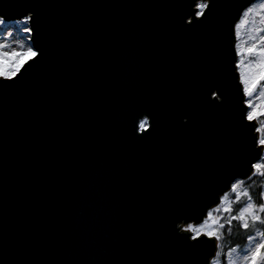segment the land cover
Masks as SVG:
<instances>
[{
    "label": "water",
    "instance_id": "1",
    "mask_svg": "<svg viewBox=\"0 0 264 264\" xmlns=\"http://www.w3.org/2000/svg\"><path fill=\"white\" fill-rule=\"evenodd\" d=\"M197 2L0 0L6 20L34 10L42 52L0 112V264H204L178 225L258 149L230 35L247 0L203 23Z\"/></svg>",
    "mask_w": 264,
    "mask_h": 264
},
{
    "label": "snow or ice",
    "instance_id": "2",
    "mask_svg": "<svg viewBox=\"0 0 264 264\" xmlns=\"http://www.w3.org/2000/svg\"><path fill=\"white\" fill-rule=\"evenodd\" d=\"M197 9L194 17L197 22L203 23L207 16L206 9L210 10V0H200L195 4ZM249 15L258 16L261 23H264V0H247L241 12L237 13L230 28V35L234 40L240 39V29L247 25ZM34 10L27 9L20 15L14 26H8L6 37L12 36L15 31L20 40H27V46L20 44V49L13 48L10 52L3 51L5 44L0 43V112L3 111L6 101L7 90L15 87L20 76L29 72L40 55L39 50L32 43L34 29ZM189 19L185 23L189 26L193 23V14L188 13ZM7 20L0 14V25H6ZM257 35L250 36L249 41L241 47L239 43H232L236 68L240 70V84L243 86V103L245 112L243 120L253 122L256 118L264 116V100L254 104L251 97L257 90V85L264 81V29L256 28ZM17 43H19L17 41ZM240 57H246L247 61L242 65ZM213 100H220L221 95L217 91L211 93ZM10 103V102H9ZM141 115L143 118H140ZM139 123L134 125L140 132H148L152 117L148 113H137ZM258 131V129H257ZM258 149L257 159L259 162H250L247 172L242 175L232 176L225 180L223 188L219 191L214 201L223 204L226 197L231 194L229 206L223 211L227 214L219 219L213 218L212 211L202 212L204 217L202 223L187 224L180 229L185 235L179 237L185 242V247L195 248L199 245H207L204 254V264H264V184L251 186L257 177H264V154L259 149H264V139L255 142ZM219 212L220 208L216 207ZM233 224L245 235L242 242L246 245L241 248L239 245L230 244L226 249L222 244V237L225 229L231 230ZM187 241L193 243L188 244Z\"/></svg>",
    "mask_w": 264,
    "mask_h": 264
},
{
    "label": "rangeland",
    "instance_id": "3",
    "mask_svg": "<svg viewBox=\"0 0 264 264\" xmlns=\"http://www.w3.org/2000/svg\"><path fill=\"white\" fill-rule=\"evenodd\" d=\"M15 24L16 21H7L6 25H0V43L6 45L3 51L10 52L13 48L19 50L21 43L25 44L26 46L28 44L27 40L21 41L19 35H17L15 31L12 32V36L6 37L5 33L7 31L8 26L10 25L14 26ZM256 28L264 29V23H261V20L258 16L254 17L253 15H249L247 25L242 26L240 29V39L235 40L234 42L239 43L241 47H244L245 43L249 41L250 36L257 35L255 31ZM17 41L19 43H17ZM239 59L242 65L247 61L246 57H240ZM236 70L238 73V79L240 81L239 74L241 69L236 68ZM251 99L254 104H258L260 101L264 100V81H261L257 85V90L254 93L253 97H251ZM253 122L256 123V132L258 134V140L264 139V116H260L256 118ZM262 154H264V149ZM228 205H229V197H226L223 204L222 205L220 204L221 210H223L225 207H228Z\"/></svg>",
    "mask_w": 264,
    "mask_h": 264
},
{
    "label": "trees",
    "instance_id": "4",
    "mask_svg": "<svg viewBox=\"0 0 264 264\" xmlns=\"http://www.w3.org/2000/svg\"><path fill=\"white\" fill-rule=\"evenodd\" d=\"M257 184H264V177H257L255 178L254 182L251 184V186L253 188H255V186ZM226 218V216H225ZM244 233L239 231L237 229V225L233 224L231 227V230L225 229L224 233H223V237H222V244L224 246V248L226 249L230 244H235V245H239L240 247H243V245L245 244L244 240L242 242V237H244Z\"/></svg>",
    "mask_w": 264,
    "mask_h": 264
}]
</instances>
